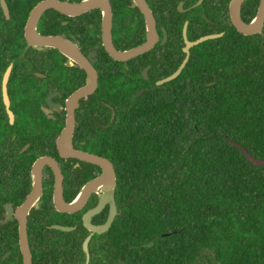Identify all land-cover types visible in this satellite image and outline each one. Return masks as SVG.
Instances as JSON below:
<instances>
[{
    "label": "flooded vegetation",
    "instance_id": "obj_1",
    "mask_svg": "<svg viewBox=\"0 0 264 264\" xmlns=\"http://www.w3.org/2000/svg\"><path fill=\"white\" fill-rule=\"evenodd\" d=\"M59 1L87 7L71 14L46 9L36 31L59 40V45L26 48L23 28L25 49L5 51L7 65L0 71L4 106L2 79L12 64L6 84L12 121L6 114V155L0 161V264H127L139 245H102L123 207L116 196L117 171L105 148L107 129L125 104L167 83L158 84L183 62L185 40L194 42L205 31L225 35L224 28L233 26L232 0H143L153 19L154 43L124 60L114 59L105 41L119 52L147 41V20L134 0ZM246 1L239 14L248 23L260 0L253 16L249 6L243 7ZM200 44L189 48L188 60ZM93 74L94 89L74 97L88 87ZM68 105L73 131L62 139ZM88 155L109 162L114 176L83 159ZM24 205L29 206L26 213ZM111 214L105 232L89 229L103 226ZM22 219L26 245L20 242Z\"/></svg>",
    "mask_w": 264,
    "mask_h": 264
},
{
    "label": "trees",
    "instance_id": "obj_2",
    "mask_svg": "<svg viewBox=\"0 0 264 264\" xmlns=\"http://www.w3.org/2000/svg\"><path fill=\"white\" fill-rule=\"evenodd\" d=\"M39 1L5 0L9 19L0 7V71L5 51L25 49L23 28ZM257 2L243 5L251 16ZM224 30L107 129L123 207L102 245H139L127 264H264V167L228 143L264 159V26L248 36ZM8 126L0 102V161Z\"/></svg>",
    "mask_w": 264,
    "mask_h": 264
},
{
    "label": "water",
    "instance_id": "obj_3",
    "mask_svg": "<svg viewBox=\"0 0 264 264\" xmlns=\"http://www.w3.org/2000/svg\"><path fill=\"white\" fill-rule=\"evenodd\" d=\"M102 0H93V3L101 2ZM139 9L141 10V12L144 14L146 20H147V26H148V35H147V41L136 47L133 48L131 50H127V51H123V52H119L116 51L110 44V40H106L105 41V48L107 50V52L114 58V59H118V60H124V59H128L131 57H134L138 54H141L147 50H149L153 43H154V29H153V19L152 16L148 10V8L146 7L145 3L143 2V0H134ZM245 0H232L231 5H230V11H231V18H232V23L234 28L236 29V31L242 35L248 36V35H253V34H260L262 32L263 26H264V0H260L259 2V6L256 12L255 17L248 23L244 22L241 18H240V14H239V9L241 4L244 2ZM87 5V4H86ZM94 5V4H93ZM0 7L2 9L3 15L5 16L6 19H9V11H8V7L6 5L5 0H0ZM85 4H81V5H71L65 2H61L59 0H42L40 2H38L29 12L28 18L26 20V24L24 26V38L26 40V48L27 47H34V48H39L40 46H57L59 45V40L52 38V37H44L42 35H40L37 31H36V24L41 16V14L46 10V9H55L61 12H65V13H72L74 11H81L85 9ZM110 16H106L104 19V33H105V38L107 39V34H108V30H109V24H110ZM184 36H185V31H184ZM221 36L220 34H214V35H206L203 36L199 39H197L194 42H188L185 40V48L183 49L184 52L186 53V57L184 58L183 62L181 63V65L177 68V70L175 72H173L171 75H169L168 77L164 78L163 80L159 81L158 84L164 83V82H169L171 80H174L182 71L183 67L185 66L187 60H188V55H189V48L197 45L199 43H202L204 41L207 40H211V39H215ZM108 38H110V36L108 35ZM12 68V64H10L4 75H3V79H2V97H3V103H4V108L6 110V114L10 119V122L12 121V112L9 109V101H8V97H7V92H6V84H7V80L9 77V73L11 71ZM91 76V73H90ZM95 77L96 75L93 74L92 80H89L88 82V87L81 89L80 91H78L74 97H79L80 95H83L85 93H89L90 90L94 89L95 87ZM68 118H67V126L66 129L63 133L62 139L65 138H70L72 131H73V110L71 105H68ZM228 143L232 146H234L235 148L239 149L241 151V153L244 155V157L246 158V160L253 166L255 167H264V159H259V158H255L254 156H252L250 153H248V151L241 147L239 144L232 142V141H228ZM61 145H63V142H60ZM83 159L88 160L94 164H98L99 166L103 167L105 173H108V177H112L114 176L113 173V169L112 166L110 165L109 162H107L106 160L100 159L94 155H88L87 157H83ZM44 161L42 160L40 163H43ZM29 208L28 205H24V207L22 208L23 212L26 213L27 209ZM114 218V214H111L109 216L108 221L100 227H91L89 226V229L94 232V233H98L101 234L103 232H105L109 226L111 225L112 221ZM87 225V224H86ZM88 227V225H87ZM53 228L55 229H59L62 231L68 230L66 228L63 227H59V226H54ZM171 234H175V232L172 233H163L161 235H159L155 240L163 238V237H167ZM90 237H88L85 242L84 245H87V242L89 240ZM154 240V241H155ZM20 242L21 245H26V241H25V220H21L20 222Z\"/></svg>",
    "mask_w": 264,
    "mask_h": 264
}]
</instances>
